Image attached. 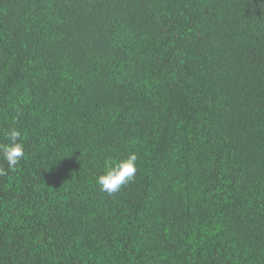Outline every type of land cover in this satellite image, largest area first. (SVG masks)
I'll list each match as a JSON object with an SVG mask.
<instances>
[{"label":"trees","instance_id":"16d2710c","mask_svg":"<svg viewBox=\"0 0 264 264\" xmlns=\"http://www.w3.org/2000/svg\"><path fill=\"white\" fill-rule=\"evenodd\" d=\"M12 127L0 264H264V0H0Z\"/></svg>","mask_w":264,"mask_h":264},{"label":"clouds","instance_id":"9594fccd","mask_svg":"<svg viewBox=\"0 0 264 264\" xmlns=\"http://www.w3.org/2000/svg\"><path fill=\"white\" fill-rule=\"evenodd\" d=\"M7 143H0V157L7 163V170L0 166V176H6L9 171L15 170L25 157L23 137L21 131L15 127L5 132ZM138 156L135 152L129 153L126 158L120 160H107L105 170L96 177V183L100 191L113 195L122 187L133 182L138 170Z\"/></svg>","mask_w":264,"mask_h":264}]
</instances>
